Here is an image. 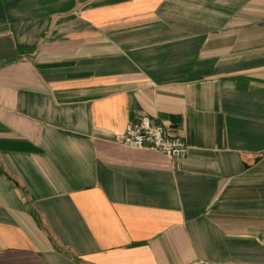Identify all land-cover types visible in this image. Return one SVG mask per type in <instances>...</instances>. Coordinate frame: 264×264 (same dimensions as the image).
Here are the masks:
<instances>
[{
	"label": "crops",
	"instance_id": "obj_1",
	"mask_svg": "<svg viewBox=\"0 0 264 264\" xmlns=\"http://www.w3.org/2000/svg\"><path fill=\"white\" fill-rule=\"evenodd\" d=\"M0 264H264V0H0Z\"/></svg>",
	"mask_w": 264,
	"mask_h": 264
},
{
	"label": "built area",
	"instance_id": "obj_2",
	"mask_svg": "<svg viewBox=\"0 0 264 264\" xmlns=\"http://www.w3.org/2000/svg\"><path fill=\"white\" fill-rule=\"evenodd\" d=\"M114 141L129 147L161 151L170 159L186 156L189 149L182 137L168 133L163 124L149 115L129 121L124 131L115 134Z\"/></svg>",
	"mask_w": 264,
	"mask_h": 264
}]
</instances>
